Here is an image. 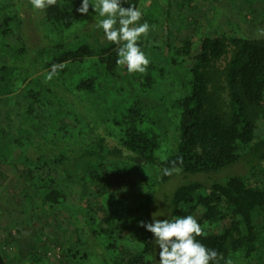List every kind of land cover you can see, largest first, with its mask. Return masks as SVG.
<instances>
[{
  "label": "trees",
  "instance_id": "obj_1",
  "mask_svg": "<svg viewBox=\"0 0 264 264\" xmlns=\"http://www.w3.org/2000/svg\"><path fill=\"white\" fill-rule=\"evenodd\" d=\"M17 1L0 0V50L11 52L6 59L0 52V164L16 170L18 189L36 215L66 226L60 264H154V235L139 222L151 223L155 187L183 174H206L210 180L178 186L168 204L169 219L195 216L204 228L197 239L222 254L219 264L264 259V178H251L264 162V132L259 133L264 37L213 34L197 19L192 35L174 46L169 32L165 39L140 42L151 64L134 84L138 91L154 88L173 67L179 66L185 78V93L173 102L176 146L161 159L157 150L169 133L166 109L147 107L139 96L123 94L113 101L114 78L122 68L116 63L117 45L76 44L82 14L69 0H58L41 19L30 5L19 8L30 13L37 33L44 26L75 28L66 40L52 35L55 40L48 44L42 37L35 43L16 30L23 21L12 19L9 7L16 8ZM138 1L122 4L137 7ZM158 42L162 61L156 58ZM56 63L66 67L46 83ZM153 114L164 120L160 130ZM180 157L181 170L164 175ZM241 162L249 166L248 174L214 176ZM140 171L148 179L146 198L133 202L109 195L110 182H129ZM76 187L79 197L70 202ZM4 249L0 244V264H8Z\"/></svg>",
  "mask_w": 264,
  "mask_h": 264
},
{
  "label": "rangeland",
  "instance_id": "obj_2",
  "mask_svg": "<svg viewBox=\"0 0 264 264\" xmlns=\"http://www.w3.org/2000/svg\"><path fill=\"white\" fill-rule=\"evenodd\" d=\"M69 1L70 6L81 7L77 3H80V0ZM29 5L32 7L29 0H18L16 8L10 6L9 9L12 19L23 21L16 30L20 29L27 33L31 41L36 43L43 39V43L48 44L49 41L55 40V37L59 40H66L69 33L75 30V28H71L61 31L54 26L51 28L44 26L37 33L33 24L29 22L30 13L19 9L24 6L29 7ZM137 7L143 13L141 23L146 21L153 26L149 36L142 38L141 41H159L165 39L169 32L171 34L170 44L174 46L182 39L192 35L194 32L192 29L197 26V19L201 20L203 31L213 34L226 33L236 36L264 37V35L258 34V29L264 28V0H139ZM168 9H170L169 12H167ZM35 15L37 19H41L44 11L35 10ZM99 19L101 18L91 6L88 14H82L81 20L76 26L81 31L79 38L75 40L76 44L83 41L98 47L111 43L104 37L103 30L96 27V22ZM89 20L91 24L87 25ZM157 45L160 48L157 49L156 58L162 61L164 54L161 47L163 43L158 42ZM0 52L5 59L11 56V52L4 48ZM145 53L147 54L146 50ZM188 63H190L189 60ZM178 67H173L170 75H166L162 80L159 79L156 86L147 92L138 91L134 86L142 74H129L127 68L123 72L124 66L118 69V77L114 78L117 90L114 92L118 95L113 101L121 98L123 94L128 99L139 96L147 107H155L156 111L161 107L166 109L169 133L162 138L161 146L157 150V155L161 159L166 158L176 146L175 127L178 118H176V108L173 106V102L174 99L185 93L183 85L185 78L181 76L183 70ZM124 73H126L125 76ZM108 94L109 91L106 89L101 93L102 99H105ZM161 96L164 100L158 105ZM153 120L157 130L164 126V120L159 115L153 114ZM263 132L264 121L259 126V133ZM19 155H15V158ZM260 168L261 173L255 172L251 175L253 181L264 178V162L260 164ZM248 172L249 166L241 162L226 166L214 176L226 178L234 174H248ZM209 178L210 176L206 174H183L182 176L176 175L169 181L157 185L154 199L151 202L150 222H153V213H157V218L161 220L169 218L168 204L178 186L195 180L207 182L210 180ZM19 182L18 174L12 166L6 163L0 164V244L5 247L4 252L9 259L8 264H60V256L63 255L66 240V226L57 225L52 217L36 215L31 210V205L26 202L24 193L19 191ZM147 182L145 174L140 171L129 182H110L108 193L110 196L137 202L148 196L150 190ZM78 193L79 189L76 187L75 193L69 196L70 202H77ZM154 264H159L158 245H156ZM232 264H240V261L235 259ZM253 264H264V259L257 258Z\"/></svg>",
  "mask_w": 264,
  "mask_h": 264
},
{
  "label": "clouds",
  "instance_id": "obj_3",
  "mask_svg": "<svg viewBox=\"0 0 264 264\" xmlns=\"http://www.w3.org/2000/svg\"><path fill=\"white\" fill-rule=\"evenodd\" d=\"M33 9L43 12L56 6L58 0H29ZM90 6L101 18L96 27L103 30L108 42L117 45V65L127 68L129 74H146L151 64L149 56L141 48L142 38H147L153 26L148 22L141 23L143 13L135 5L124 7L122 0H82L77 9L81 14H88ZM258 34L264 35V28L258 29ZM66 67L65 63L51 66L45 77V82H51L59 72ZM166 159V158H165ZM183 163V158L172 161V166L163 169L164 175L171 176L181 169L177 164ZM153 213V222L139 225L154 235L159 247V264H219L222 254L207 247L197 238L204 234V228L193 215L158 219ZM226 264H231L227 261Z\"/></svg>",
  "mask_w": 264,
  "mask_h": 264
}]
</instances>
